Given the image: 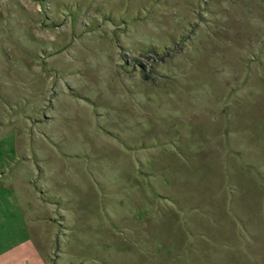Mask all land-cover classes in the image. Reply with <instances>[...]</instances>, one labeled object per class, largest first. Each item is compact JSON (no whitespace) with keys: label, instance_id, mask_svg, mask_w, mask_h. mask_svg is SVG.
I'll return each mask as SVG.
<instances>
[{"label":"rangeland","instance_id":"1","mask_svg":"<svg viewBox=\"0 0 264 264\" xmlns=\"http://www.w3.org/2000/svg\"><path fill=\"white\" fill-rule=\"evenodd\" d=\"M0 264H264V0H0Z\"/></svg>","mask_w":264,"mask_h":264},{"label":"crops","instance_id":"2","mask_svg":"<svg viewBox=\"0 0 264 264\" xmlns=\"http://www.w3.org/2000/svg\"><path fill=\"white\" fill-rule=\"evenodd\" d=\"M41 219L45 221L46 218H41ZM34 221H40V220H39V218H36V220H34Z\"/></svg>","mask_w":264,"mask_h":264}]
</instances>
